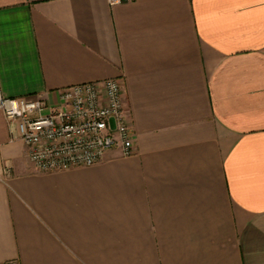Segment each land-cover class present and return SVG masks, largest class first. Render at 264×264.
<instances>
[{"label": "crops", "instance_id": "1", "mask_svg": "<svg viewBox=\"0 0 264 264\" xmlns=\"http://www.w3.org/2000/svg\"><path fill=\"white\" fill-rule=\"evenodd\" d=\"M109 78L130 156L39 172L0 111V264H264V0H0L6 96Z\"/></svg>", "mask_w": 264, "mask_h": 264}, {"label": "built area", "instance_id": "2", "mask_svg": "<svg viewBox=\"0 0 264 264\" xmlns=\"http://www.w3.org/2000/svg\"><path fill=\"white\" fill-rule=\"evenodd\" d=\"M118 5L130 0H108ZM44 95L9 97L0 82V111L12 141L27 148L39 172H58L102 162L109 149L136 153L135 134L123 98V79L85 82Z\"/></svg>", "mask_w": 264, "mask_h": 264}]
</instances>
